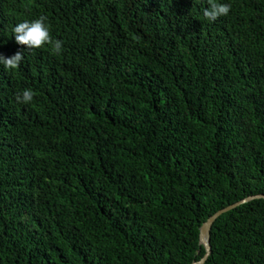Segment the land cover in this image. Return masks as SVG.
Here are the masks:
<instances>
[{
	"label": "trees",
	"instance_id": "1",
	"mask_svg": "<svg viewBox=\"0 0 264 264\" xmlns=\"http://www.w3.org/2000/svg\"><path fill=\"white\" fill-rule=\"evenodd\" d=\"M224 2L0 0V264H191L264 194V0ZM41 15L59 55L15 41ZM211 244L264 264V198Z\"/></svg>",
	"mask_w": 264,
	"mask_h": 264
},
{
	"label": "clouds",
	"instance_id": "2",
	"mask_svg": "<svg viewBox=\"0 0 264 264\" xmlns=\"http://www.w3.org/2000/svg\"><path fill=\"white\" fill-rule=\"evenodd\" d=\"M230 3L224 0H208V7L203 15L209 21H216L219 17L227 16L230 13ZM15 41L20 45L27 46V49H39L42 46H50L53 54L59 55L63 51V42L60 39H53L50 35V28L47 17L44 15L32 20H22L12 27ZM24 59L23 52L17 51L11 56L0 54V65L7 70H17ZM35 92L31 88H24L16 93V101L21 104H31L34 101Z\"/></svg>",
	"mask_w": 264,
	"mask_h": 264
},
{
	"label": "water",
	"instance_id": "3",
	"mask_svg": "<svg viewBox=\"0 0 264 264\" xmlns=\"http://www.w3.org/2000/svg\"><path fill=\"white\" fill-rule=\"evenodd\" d=\"M260 198H264V194H255V195L246 197L236 203H233L231 205L224 207L223 209H220L215 214H213L207 221H205L203 225L201 226L200 240H201V244L205 246L206 253L201 259L196 260L191 264H205L207 262L209 256L212 253V244H211L212 228H213L214 223L217 221L219 217H221L223 214L235 209L236 207L242 204H245L247 202H250L255 199H260Z\"/></svg>",
	"mask_w": 264,
	"mask_h": 264
}]
</instances>
